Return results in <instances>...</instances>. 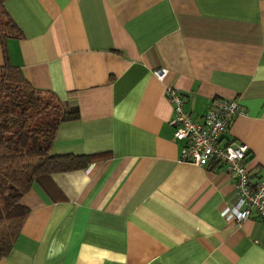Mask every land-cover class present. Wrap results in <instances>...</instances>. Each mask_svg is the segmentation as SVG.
<instances>
[{"label":"crops","instance_id":"crops-1","mask_svg":"<svg viewBox=\"0 0 264 264\" xmlns=\"http://www.w3.org/2000/svg\"><path fill=\"white\" fill-rule=\"evenodd\" d=\"M2 6L21 37L0 40V66L77 109L51 154L90 161L31 185L0 264H264V220L221 217L235 200L225 167L179 161L163 94L178 90L194 121L215 99L235 101L220 144H244L250 181L264 180V0Z\"/></svg>","mask_w":264,"mask_h":264},{"label":"trees","instance_id":"trees-1","mask_svg":"<svg viewBox=\"0 0 264 264\" xmlns=\"http://www.w3.org/2000/svg\"><path fill=\"white\" fill-rule=\"evenodd\" d=\"M0 0V40L21 37ZM77 118L50 92L35 90L19 70L0 66V258L11 250L28 213L21 197L32 184H44L55 173L85 168L88 156L51 154L59 125Z\"/></svg>","mask_w":264,"mask_h":264},{"label":"built area","instance_id":"built-area-1","mask_svg":"<svg viewBox=\"0 0 264 264\" xmlns=\"http://www.w3.org/2000/svg\"><path fill=\"white\" fill-rule=\"evenodd\" d=\"M153 75L162 80L165 70L157 69ZM163 94L172 107L173 140L183 143L179 161L199 168L209 163L225 167L235 200L220 210L221 217L239 225L254 212L264 220V180L250 181L244 166L246 146L232 142L220 144L232 119L241 112L238 104L233 100L215 99L200 120L194 121L185 112L178 90L165 86Z\"/></svg>","mask_w":264,"mask_h":264}]
</instances>
